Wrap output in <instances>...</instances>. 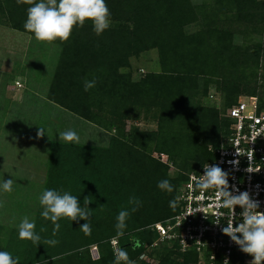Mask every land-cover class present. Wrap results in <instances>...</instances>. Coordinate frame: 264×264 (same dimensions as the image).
Masks as SVG:
<instances>
[{
    "label": "trees",
    "instance_id": "obj_1",
    "mask_svg": "<svg viewBox=\"0 0 264 264\" xmlns=\"http://www.w3.org/2000/svg\"><path fill=\"white\" fill-rule=\"evenodd\" d=\"M194 1L105 0L111 23L101 35L86 22L73 30L67 42L52 43L60 53L46 94L49 102L86 122L115 128L121 139L113 137L107 148L51 146L46 189L63 186V192L76 196L81 207L89 198L91 216L85 222L91 224V235L80 229L84 221L62 218L53 236L54 225L41 220L43 209H39L41 222L35 225L45 231L35 229L41 241L55 239L59 243L36 246L26 241L25 254L14 238L0 251L18 257V264H115L116 251L110 244L113 238L117 249L126 250L135 264H149L140 260L141 255L155 256L157 264H197L193 251L182 253L166 243H159L158 249L150 247L157 240L151 226L177 212L170 201L176 200L187 179L185 173L169 178L166 163L150 155L188 157L196 164L193 171L212 159L209 148L216 147L227 121L216 108L202 105L200 97L214 88L224 110L237 102L242 89L250 92L249 97H256L252 95L257 86L256 68L264 49L259 43L246 42L252 35L264 41V0ZM30 6L25 0H0V24L35 39L24 29ZM189 26H196V30L187 32ZM239 35L243 43L237 45L234 40ZM152 49L158 53L159 73H146L131 81L120 71L128 68L131 57ZM92 80L95 87L85 91L84 82ZM258 101L264 108V98ZM105 107L112 116L101 126ZM139 111L151 114L157 129H132L124 141L127 135L117 123L133 112L136 117ZM175 124L185 126V132L180 134ZM180 138L185 139L186 155L178 151ZM162 180L171 183L173 192L157 187ZM130 197L141 205L127 219L124 235L118 237L117 216L122 209L133 207ZM93 245L99 253L96 260L89 255Z\"/></svg>",
    "mask_w": 264,
    "mask_h": 264
},
{
    "label": "rangeland",
    "instance_id": "obj_2",
    "mask_svg": "<svg viewBox=\"0 0 264 264\" xmlns=\"http://www.w3.org/2000/svg\"><path fill=\"white\" fill-rule=\"evenodd\" d=\"M194 2H200V0ZM186 30L187 32L195 31L196 26H189ZM263 42L261 36L252 35L246 43L252 45L259 43L264 49ZM234 43L237 45L243 43L240 35L235 37ZM59 53L60 49L55 44L39 42L24 33L0 24V181L8 179L15 181L10 193L0 189V202L4 204L0 207V247L18 238L17 245L25 251V254H28L27 242L19 239L18 225L24 216L34 219L35 224L41 222L38 215L39 209H42L39 196L48 189H46V173L50 161V148L53 144L62 146L73 144L59 139V133L73 129L80 136L78 145L92 148H107L113 137L121 139L115 128L106 129L86 122L49 102L46 94ZM120 71L129 75L131 81L140 80L146 73H159L157 51L152 49L137 57H131L128 68ZM255 80L257 86L252 95H255L258 100L260 97L264 98L262 92L264 91V52H261L258 59ZM241 91L238 100L251 95L246 89ZM219 97L211 87L208 95L204 98L200 97L199 102L202 105L214 107L223 114L225 110ZM103 115L101 126L112 116L107 108ZM106 115H108L107 118ZM117 124L122 126V131L125 136L127 135L124 141H128V135L132 129L151 132L157 129L155 118L151 114H144L143 111H139L136 117L134 112L130 113L127 118H123ZM175 125L180 134L185 132V126ZM39 128L44 130L45 135L38 136ZM185 146V139L180 138L178 151L186 155ZM150 156L166 163L167 176L171 179L183 173L188 175L196 166L193 159L184 156L177 155L173 158L175 161L165 154L161 157L157 152H152ZM177 185L178 183L176 187ZM49 189L62 193L65 188L53 185ZM41 220L46 219L41 216ZM46 222L48 223L49 220ZM49 225H52L51 221ZM38 228L41 232L42 228L40 226ZM111 241L117 242L116 238ZM43 244L44 239L40 241V245ZM158 246H160L159 243L156 245L152 243L150 247L158 249ZM113 248L117 255V245ZM89 255L92 260L98 259L99 253L95 245L90 246ZM145 259L149 264H157L159 261L155 256L144 257L142 260Z\"/></svg>",
    "mask_w": 264,
    "mask_h": 264
},
{
    "label": "clouds",
    "instance_id": "obj_3",
    "mask_svg": "<svg viewBox=\"0 0 264 264\" xmlns=\"http://www.w3.org/2000/svg\"><path fill=\"white\" fill-rule=\"evenodd\" d=\"M31 5L27 9V19L24 29L33 34L39 42L53 43L57 40L61 43L67 42L75 28L83 27L86 22H90L95 34L101 35L110 26V12L105 0H25ZM96 81H85L84 90L88 91L95 87ZM38 136L45 135L44 130L39 128ZM59 139L73 144L80 143V136L73 129L59 133ZM233 164L237 162H232ZM204 174L196 179L195 189L202 193L209 189L216 191L220 207L231 209L234 217L236 207L242 211V218L236 226L233 221L222 229L223 234L228 236L243 252L252 257L251 264H264V212L258 211L259 201L253 200L247 191L234 194L229 191V174L217 165H205ZM13 179L0 181V189L10 193L13 190ZM157 187L168 193L173 192V186L168 180H162ZM238 191V190H236ZM39 203L43 209L41 216L50 220L54 225L53 236L60 229L58 221L67 218L72 221H84L80 229L87 235H91V224L85 221L90 220L91 211L87 207L90 203L89 198L84 199V206L81 207L78 198L69 192L47 189L39 196ZM131 209H122L117 216V236H123L126 228V221L131 213L138 210L141 202L135 198H129ZM0 202V207H3ZM176 201H170V207H175ZM103 207V206H102ZM223 213H217L222 216ZM220 221L217 219V223ZM34 219L24 216L18 225V237L21 240L31 241L34 245H40L41 237L35 231ZM45 231V229H41ZM44 243L55 246L59 241L55 239L45 240ZM19 258H14L7 251H0V264H18ZM115 264H135L130 260L127 251L117 249ZM224 264H228L225 260Z\"/></svg>",
    "mask_w": 264,
    "mask_h": 264
},
{
    "label": "built area",
    "instance_id": "obj_4",
    "mask_svg": "<svg viewBox=\"0 0 264 264\" xmlns=\"http://www.w3.org/2000/svg\"><path fill=\"white\" fill-rule=\"evenodd\" d=\"M220 116L227 121V128L216 147L209 148L212 159L189 173L179 187L177 212L151 226L157 233L153 244L174 245L182 253L193 251L197 264H224L225 260L228 264H251L252 257L241 252L222 231L232 221L233 226L241 222L242 210L236 207L233 217L231 209L220 207L214 189L202 193L194 185L204 174L206 164L217 165L229 174V191H247L253 200L259 201L258 211L264 212V108L256 97H246ZM234 161L237 163L233 164ZM218 212L223 215L218 217ZM112 242L115 247L117 242ZM144 257L141 255L140 259Z\"/></svg>",
    "mask_w": 264,
    "mask_h": 264
},
{
    "label": "crops",
    "instance_id": "obj_5",
    "mask_svg": "<svg viewBox=\"0 0 264 264\" xmlns=\"http://www.w3.org/2000/svg\"><path fill=\"white\" fill-rule=\"evenodd\" d=\"M47 174V173H46Z\"/></svg>",
    "mask_w": 264,
    "mask_h": 264
}]
</instances>
